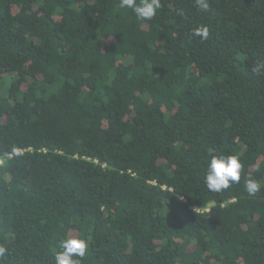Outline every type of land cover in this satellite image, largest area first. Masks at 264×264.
Here are the masks:
<instances>
[{
	"label": "trees",
	"instance_id": "trees-1",
	"mask_svg": "<svg viewBox=\"0 0 264 264\" xmlns=\"http://www.w3.org/2000/svg\"><path fill=\"white\" fill-rule=\"evenodd\" d=\"M119 3L0 0V264H264V0Z\"/></svg>",
	"mask_w": 264,
	"mask_h": 264
},
{
	"label": "clouds",
	"instance_id": "clouds-1",
	"mask_svg": "<svg viewBox=\"0 0 264 264\" xmlns=\"http://www.w3.org/2000/svg\"><path fill=\"white\" fill-rule=\"evenodd\" d=\"M195 4L201 11H207L209 8L208 0H195ZM119 6L122 9H131L140 21H150L160 9L161 0H120ZM191 35L207 40L209 30L206 26H196ZM251 71L257 76H264V58L258 59ZM241 169L242 163L236 155L213 156L208 164L204 182L209 191L220 192L228 189L231 184L240 182ZM243 186L249 196H255L261 191L260 182L252 177L245 178ZM58 247L60 250L54 255L55 264H80V260L74 258L83 259L86 256L88 241L81 236H68L59 242ZM4 251L0 248V255H3Z\"/></svg>",
	"mask_w": 264,
	"mask_h": 264
}]
</instances>
